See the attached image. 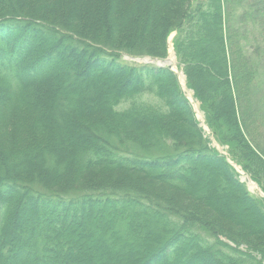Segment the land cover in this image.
<instances>
[{
  "label": "trees",
  "instance_id": "trees-1",
  "mask_svg": "<svg viewBox=\"0 0 264 264\" xmlns=\"http://www.w3.org/2000/svg\"><path fill=\"white\" fill-rule=\"evenodd\" d=\"M105 1V19L86 27L72 14L79 6L0 0V264H88L78 249L93 233L124 243L138 256L133 264H264V198L212 146L176 73L120 61L166 58L175 32L174 51L207 126L264 192V39L250 53L235 34L236 20L258 5L239 17L234 0ZM131 14L133 24L125 21ZM76 72L85 76L64 89L60 81ZM66 116L83 131L69 165L52 177L21 168L37 151L61 162L54 141ZM223 196L244 203L248 220L220 208Z\"/></svg>",
  "mask_w": 264,
  "mask_h": 264
},
{
  "label": "rangeland",
  "instance_id": "rangeland-1",
  "mask_svg": "<svg viewBox=\"0 0 264 264\" xmlns=\"http://www.w3.org/2000/svg\"><path fill=\"white\" fill-rule=\"evenodd\" d=\"M55 2L58 3V5H56L57 10H59L60 8L67 9L73 6L74 7L79 6L78 8L72 9V14L78 20L85 21L86 27L91 26L92 21H95L96 24H98L99 21H103L107 13V8H110L109 10H111V6L108 7L106 5L107 3L105 0H55ZM252 3H254V5H258L257 8L260 9L261 11L258 12V10H256L255 13L253 14L252 9H249L248 12L250 11L251 14H248V16L250 18H247L243 21L237 19L236 24H235V27L237 28V30L235 31V34L237 35L236 37L239 39V45L240 46L244 45L246 51L248 48L250 53H252L255 47L258 46V43L262 39H264V35L261 34L262 33L261 31H264V0H234L233 5H232L233 8L238 11L235 13V15L236 16L239 15V17H241V14H242L241 11H243L244 7H247ZM143 16L144 15H142L141 17ZM114 17H115L114 20L119 18V17H116V15H114ZM136 18L137 17H135V14L127 15L125 17V21L133 24ZM141 20L142 18L140 19V21ZM252 20H253V23H252ZM174 35L175 33H172L169 37L170 39H169L168 55L166 56V58H163V59H167L171 55L175 57L177 61V69H175L173 66L168 65V64H164L163 66L168 67V68L171 67L172 70L176 73L179 79V83L181 85L182 91L184 92L186 98L189 100L193 108L194 114L196 116V119L201 124V127H203V125L206 126L205 113L201 109L199 101L194 98L193 90L188 88L186 85V76L182 70V66H180L179 64L178 58L174 51V46L172 45V41H171ZM246 44H247V48H246ZM261 48L264 50V44L261 46ZM145 58H148L150 61L146 60ZM120 61L130 64V65H134V66L149 65V64L158 66L157 65L158 61H162V60H157L156 58H153L147 55L139 56V57H134V56L132 57L130 55L123 54ZM151 61H154V62L152 63ZM146 62H149V63H146ZM68 68L73 69V66L72 67L68 66ZM180 75H183L184 77L183 82H182ZM83 76L85 75L79 72H76L75 74L71 76V79L68 82H62V81L60 82L62 83V86L65 87L64 89L69 90L72 88V86H75V84L79 80V77H83ZM45 96H47V94H45ZM65 121L66 123L64 126H59L57 128L56 133H58V135L56 134V138L54 141L55 146L60 147V150H59L60 153L57 152L55 149L53 152V156L58 158V160L61 162L59 164H55L54 166L52 165V163H50V160L47 159V154H43L40 157L39 156L40 154L37 151V152H32L30 157L27 156L25 160L27 162L22 163L21 168H23L24 170L27 169V171L30 170V172H32L33 175H36V173L42 174L45 170H48L51 172H48L47 175L48 176L51 175L52 177L54 173L58 174L62 172L63 163H67L69 165L72 145L75 144L74 142L76 141L79 135L80 136L83 135V131L79 129V127L77 126L76 120L74 121L72 120V118L66 116ZM204 131H206L207 133V134L205 133L206 136H208V138L212 140L213 146H216L218 148L221 147L216 141H213L215 137L211 129H209V127L208 129H205ZM225 147L228 148L229 150L228 144ZM44 149L47 150V147H45ZM228 150L224 151V154H228ZM43 153H44V150H43ZM0 165L4 166L6 164H3L2 162H0ZM237 173L239 175V180L246 185L248 191L253 196L257 198H264V192L262 191L260 185H258L254 181V183L256 184V187L252 188L251 182H250L251 180L246 178L247 174L243 172L242 169ZM210 182H212V177L208 176L207 178H205L204 181H202V184L204 183L208 185ZM143 183L147 185L149 189H152V191L157 192L168 199H172L176 201L178 204L188 208L189 210L198 212L202 216L214 217L213 215H211L212 213L208 212V210L204 206L198 204L197 202L193 200H190L189 198L183 196L177 191L171 190V188L165 185L159 184L158 182L150 183V182L143 181ZM217 204L220 208H222L223 210H226L227 212H230V213L236 212V213L245 215L246 217H244V219L246 221L248 220V217H250L249 215H251L250 210L246 209L247 208L246 205L242 202H237L236 200H234L232 196H223L222 198H220ZM221 223L225 225L227 224L223 221ZM94 227L96 228V226ZM234 230L236 231L239 229L234 228ZM81 231H86V229L84 228ZM93 234H94V237L96 238L94 240L92 239V237L88 238L86 241L83 242V245L81 246V248L78 249V257L80 261L84 263L86 262L88 264H133V262L138 259V256L132 253H129L130 254L129 257H126L125 253L128 252L129 250L127 249V246L124 243H121V242L110 243L108 236H106V234H104V236L106 237L105 239L102 236L95 235V233ZM240 247H243L244 249H246V245L242 244V246ZM197 264H204V261L199 260L197 261Z\"/></svg>",
  "mask_w": 264,
  "mask_h": 264
},
{
  "label": "bare ground",
  "instance_id": "bare-ground-1",
  "mask_svg": "<svg viewBox=\"0 0 264 264\" xmlns=\"http://www.w3.org/2000/svg\"><path fill=\"white\" fill-rule=\"evenodd\" d=\"M158 63L161 64V65L168 64V65L173 66L175 69H177V61H176L175 57H173L172 55L169 58L165 59V60L158 61ZM180 77H181L182 81H184L183 75H180ZM246 178H248V177L246 176ZM250 182H251V187L255 188L256 184L253 183L252 181H250ZM90 237H92L93 240L96 238V237H94V235H91ZM129 253H130L129 251L125 253L126 257H129V255H130Z\"/></svg>",
  "mask_w": 264,
  "mask_h": 264
}]
</instances>
